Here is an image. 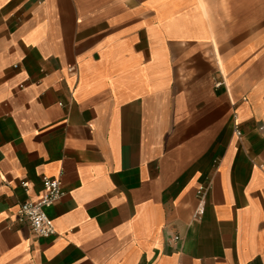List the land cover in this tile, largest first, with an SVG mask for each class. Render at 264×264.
<instances>
[{"label":"crops","instance_id":"crops-1","mask_svg":"<svg viewBox=\"0 0 264 264\" xmlns=\"http://www.w3.org/2000/svg\"><path fill=\"white\" fill-rule=\"evenodd\" d=\"M0 264H264V0H0Z\"/></svg>","mask_w":264,"mask_h":264},{"label":"built area","instance_id":"built-area-1","mask_svg":"<svg viewBox=\"0 0 264 264\" xmlns=\"http://www.w3.org/2000/svg\"><path fill=\"white\" fill-rule=\"evenodd\" d=\"M219 78L215 80V86L227 87L226 79L223 70L219 69ZM240 135V131L237 129ZM24 188H27L28 183H22ZM65 195L63 183L59 177H43V190L36 199H30L19 205L16 213L17 221L26 224L37 237H51L56 234L53 220L48 215L47 210L52 207ZM199 211L204 206L205 193L203 189L198 191ZM177 237L174 238L176 240Z\"/></svg>","mask_w":264,"mask_h":264}]
</instances>
